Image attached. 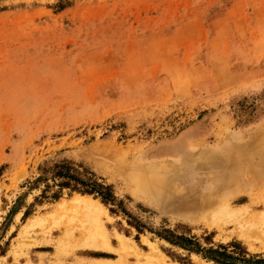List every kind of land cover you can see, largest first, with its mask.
<instances>
[{"label":"rangeland","instance_id":"374dc122","mask_svg":"<svg viewBox=\"0 0 264 264\" xmlns=\"http://www.w3.org/2000/svg\"><path fill=\"white\" fill-rule=\"evenodd\" d=\"M205 164L246 178L220 197L264 213V0H0V264L118 261L116 233L127 264L149 247L168 264H264L235 224L132 191L139 170L205 187ZM92 180L111 201L81 191ZM88 203L115 251L77 242Z\"/></svg>","mask_w":264,"mask_h":264},{"label":"bare ground","instance_id":"6f19581e","mask_svg":"<svg viewBox=\"0 0 264 264\" xmlns=\"http://www.w3.org/2000/svg\"><path fill=\"white\" fill-rule=\"evenodd\" d=\"M251 145H252V143H251ZM165 149L169 150V151L170 150L175 151L177 148L175 146L168 145L167 147L163 148V150H165ZM165 152H168V151H165ZM206 167H207L206 168L207 171L205 174L208 177V181H207L205 187H204V185H202L201 182H199L197 180V172H195V173L192 172L193 174L186 177V183H188L186 186L174 188L172 185L173 181H170V180L166 181L165 179H163L157 184L156 182H154V180L156 178L155 173L145 174L144 172H141L139 170L136 172L132 171L133 173L130 174V180H131V182H133V185L136 188H132L131 186L129 188L134 189V190H132L133 193L138 192V191H142V193L147 192L144 190L147 187L149 189H152L151 192L153 191L155 194L154 195L155 199L154 198L153 199L156 200L157 205H160L163 208H166L174 216L175 215L182 216V217L185 216V217L190 218V219H200L201 218L203 220H206L207 223L210 222L211 224H214L215 226L217 225L221 229H222V227L225 228L226 226H229V225L231 226V224L233 223V224H235V228H234L235 232H237V235H239V237L243 238L244 240H246L247 242H249L251 244L254 240H259L260 243L264 244V213L250 214L248 212L249 211L248 206L244 207V205H243L242 208H236L237 206L235 207L232 205L233 201H242L244 199V197H238L237 199L235 198L232 200V203H231V201L228 200L227 198L219 196V194L226 191L228 188L239 186V184L241 182H243V180L246 178H242L238 174H229V172H227V170L225 169L226 167L219 168L217 166V164H210V165L207 164ZM247 169H248V167H247ZM249 169H250V167H249ZM187 172H189V171H187ZM177 175L179 176L178 179H181L180 178V175H181L180 170L178 171ZM129 183H130V181H129ZM131 184H129V185H131ZM143 185H145V186H143ZM196 185L202 186L203 188L200 189V188L196 187ZM246 187L247 186H245V188ZM139 188L141 190L135 191L136 189H139ZM235 189H237V188H235ZM235 192L236 191L231 192L232 194H230V195L234 196ZM142 193L141 194L139 193L140 197H142ZM143 194H144L143 196H145V193H143ZM222 194L224 195V193H222ZM84 197H86V196H84ZM145 197H147V196H145ZM87 198H89V197H87ZM72 202H71V204H72ZM253 203H254V200H253ZM65 204L67 205V202ZM65 204H63V207H65L64 206ZM250 206H251V204H250ZM59 207L60 208L55 209V211L56 210L59 211L62 208L61 206H59ZM101 207L104 208L105 206H103V204H101V203H100V205H98L97 203L96 204H93V203L89 204L88 203L82 209L84 211V217L81 219V225H80L79 230H77L78 229L77 227L79 225H76V228H77L76 230L79 231L77 242H79L81 246L93 247L96 249L100 248V247L105 248V249H108V248L111 249V247H110V242H111L110 236H109V234L105 228V225L102 223L103 220L101 221V218H100V212L102 210ZM67 213H68V215L72 214V213H70V210ZM74 216H75V218L73 217V215H72V218L74 221H76L75 219L78 218V216H76V215H74ZM67 218H69V217H67ZM69 219L67 220L68 222H69ZM34 220L36 221V218H34ZM34 220H33V222H34ZM73 220H71V221H73ZM29 223H30V221H29ZM38 223H40V221L37 223H33V224L37 225ZM75 223L78 224V222H74V224ZM258 226H260L262 228L257 232L256 228ZM28 227L30 228V226H28ZM29 228H27V230H26V227H25V230L28 231ZM25 230H24V233H22L23 230L21 231L22 235L25 234ZM116 235H117V242L119 245L118 251H120V254H118V258H119L118 261H115L116 259L114 260L115 261L114 262V261L107 260L105 258H97L96 260L94 259V261L89 263V264H127V261H126V255H127L126 253L127 252L125 253V251H127V249L130 248V243H132V242H130V240H127V238L125 236H123L122 233L121 234L116 233ZM21 237H24V236H20V238ZM20 242H22V240ZM152 243H154V242H152ZM131 246H132V244H131ZM134 246L136 247L135 244L133 245V247ZM149 248L151 249V253H149V254L147 253L148 254L147 256L143 255L144 257H146L145 262L139 261V263H138V260H137V264H140V263L141 264H168L163 259V258H165L164 257L165 255L163 256V258H161L162 253L159 254L161 250L159 252H158V250H156L157 251L156 252L155 251L156 247H153V248L149 247ZM95 250L92 252L98 253ZM111 250L113 251L114 249L112 248ZM131 250H133V249L131 248ZM118 251L116 250V252H118ZM129 251H130V249H129ZM133 251H134V255H135L136 251L135 250H133ZM137 252L139 253V251H137ZM132 253L133 252L131 251V253H129V254H132ZM140 253L143 254L142 252H140ZM107 254H112V253L107 252ZM102 255H104V254H102Z\"/></svg>","mask_w":264,"mask_h":264},{"label":"trees","instance_id":"16d2710c","mask_svg":"<svg viewBox=\"0 0 264 264\" xmlns=\"http://www.w3.org/2000/svg\"><path fill=\"white\" fill-rule=\"evenodd\" d=\"M55 168H57L58 164L54 165ZM47 168H44L43 171H47ZM53 175L56 176H72L70 175V168L69 167H62L59 169H56L53 171ZM81 188V187H78ZM81 191L85 192V193H98L99 195H102V198L104 199V201L108 202L111 201L113 196L111 194V192L109 191V186H106L96 180H92L90 183H88L87 185H85L84 188L81 189ZM220 252V251H218Z\"/></svg>","mask_w":264,"mask_h":264}]
</instances>
